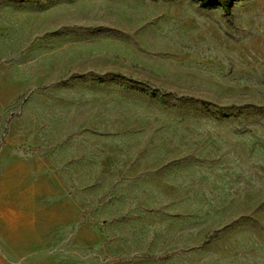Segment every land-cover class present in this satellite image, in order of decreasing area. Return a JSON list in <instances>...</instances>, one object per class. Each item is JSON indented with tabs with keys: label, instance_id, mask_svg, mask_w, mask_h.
<instances>
[{
	"label": "rangeland",
	"instance_id": "374dc122",
	"mask_svg": "<svg viewBox=\"0 0 264 264\" xmlns=\"http://www.w3.org/2000/svg\"><path fill=\"white\" fill-rule=\"evenodd\" d=\"M0 264H264V0H0Z\"/></svg>",
	"mask_w": 264,
	"mask_h": 264
},
{
	"label": "trees",
	"instance_id": "16d2710c",
	"mask_svg": "<svg viewBox=\"0 0 264 264\" xmlns=\"http://www.w3.org/2000/svg\"><path fill=\"white\" fill-rule=\"evenodd\" d=\"M200 1V3L202 4V5H206L207 3H209L210 2V0H199ZM232 0H217V4H218V6H220V8L222 9V10H224V11H228L229 10V8H230V2H231ZM114 77H116L117 79H119V80H125V78L123 77V76H121V75H114ZM97 82H100V83H102L103 81L102 80H98ZM157 92V91H156Z\"/></svg>",
	"mask_w": 264,
	"mask_h": 264
}]
</instances>
